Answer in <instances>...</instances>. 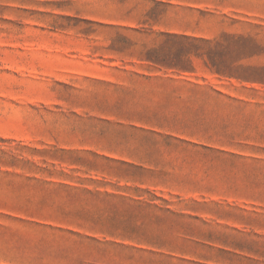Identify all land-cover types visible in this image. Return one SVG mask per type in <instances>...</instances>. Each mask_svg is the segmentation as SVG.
<instances>
[{"label":"rangeland","instance_id":"1","mask_svg":"<svg viewBox=\"0 0 264 264\" xmlns=\"http://www.w3.org/2000/svg\"><path fill=\"white\" fill-rule=\"evenodd\" d=\"M0 264H264V0H0Z\"/></svg>","mask_w":264,"mask_h":264}]
</instances>
